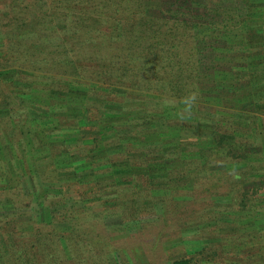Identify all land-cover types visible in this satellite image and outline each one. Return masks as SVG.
Segmentation results:
<instances>
[{"label": "trees", "instance_id": "16d2710c", "mask_svg": "<svg viewBox=\"0 0 264 264\" xmlns=\"http://www.w3.org/2000/svg\"><path fill=\"white\" fill-rule=\"evenodd\" d=\"M236 2L217 25L151 17L143 0H0V72L15 76L16 64L57 73L73 82L48 88L62 100L81 94L78 112L65 118L49 115L52 106L27 107L26 118L13 113L24 122L42 113L48 140L36 144L26 131L31 162L0 159V169L15 170L0 177V264H127L109 222L152 256L162 241L143 234L171 212L170 193L180 189L171 175L184 176L182 189L190 181L188 190L202 184L213 196L198 215L177 212L168 264H264V195H256L264 190V0ZM127 93L132 101L154 96L162 107L187 108L191 93L197 99L189 121L169 130L113 110ZM140 106L133 113L153 112ZM4 127L0 141L9 148ZM154 130L158 144L148 142ZM221 183L227 192H211ZM155 187L172 192L153 194Z\"/></svg>", "mask_w": 264, "mask_h": 264}, {"label": "rangeland", "instance_id": "374dc122", "mask_svg": "<svg viewBox=\"0 0 264 264\" xmlns=\"http://www.w3.org/2000/svg\"><path fill=\"white\" fill-rule=\"evenodd\" d=\"M38 1L41 2V0H38ZM251 1L256 2V0H251ZM143 2L146 8V14H148L151 17L164 15L172 19L190 20L197 24L203 21H215L217 25H223L224 24L223 13L228 14L229 12H235L234 9L235 7H237L236 0H143ZM258 5H259V2H258ZM252 8L254 9V13L256 12L257 16H261L260 11H259L261 9V6H252ZM4 14L5 12H3L2 10L0 12V17H2V15ZM213 16L215 17L214 19L211 18ZM231 24L232 23H228V26ZM89 45L90 44L87 43L85 48H88ZM0 55H2V53H0ZM15 68L19 71V73L15 74V76L17 75L18 77L14 76L15 72H13L12 69H10V71H7L9 73L0 72V126H6L4 127L6 131L5 137H7L6 140H8V142L11 144L9 148L7 147L3 148L4 147L3 145L5 144H3L0 141V146H1L0 147V159L2 158L1 159L2 161L4 159L6 161L13 162V158L17 159V156H18L21 158H26L28 162H31V156H30L31 152L28 149V147L30 146L25 148L24 150L25 152H23L22 150V146L24 143L23 141L25 142L30 141L29 136H26L27 134L26 131L30 130L31 131L30 135L36 141V144L38 142L47 144L48 138L46 137L44 133L45 130L43 131V127L45 126L41 124V120L43 122L44 115L40 113L39 115L40 118H38L39 121L38 120L28 121V122L27 121L24 122L22 120L15 121L14 116L17 113L16 110H18V113L21 110L22 115L20 117L26 118L28 115V112H27L28 109L26 110L27 107L32 108L35 111H39V110L44 111V110H48L49 106H52L55 108H54V111L49 112V115H53L54 117L56 116L59 118L60 115H62V113L64 114L65 113L67 114V112L75 113L74 111L76 110H74L73 108H77L74 105L76 104L75 101L78 100V98L75 97L74 95L76 94L81 95V94L74 92L71 94V96L69 95L66 97L65 100H62L61 98H62V95L64 94L63 92L60 91V93H62L60 94L58 91H52L48 87H51V83H54V82L59 83V84H64L65 82L72 83L73 81L71 78L59 75L57 73L53 74L52 76L47 75L46 73H40V74H35L33 72L31 73L29 70H26L24 68L20 69L22 67L16 64H15ZM0 70L2 71L5 69L1 68ZM21 81H27L28 83L21 82ZM30 82L31 83L34 82V83H32L30 86L29 85ZM42 86H44V88H42ZM22 91H24V94H21ZM79 92H81V90H79ZM26 94H30V95H26ZM131 97L132 96H128V93H127L124 99L125 102H123L122 104H119L120 106L118 105L115 106L113 110H117L116 108L118 107H124V110L126 111L131 109V111L127 112V115L124 116V119H128V117L133 115L130 122L134 125L137 123H140L141 121H143V119L150 117L152 122L155 121L157 128H163V127L168 126L169 130H173L177 128L179 125L186 124V122L189 121L187 119L190 113V111H188V106L187 108L185 106H180V105H176L172 107H169V106L162 107L161 106L162 104L158 101L159 99H157L156 97L155 99H153L154 96H150V95L139 96L141 98H139L136 101H132ZM142 103L143 105L145 103H147V105H152V106L154 105V108L152 110L153 112L133 113L135 112L134 109H140L141 107L140 105H142ZM63 104H65V107L67 110H65V108L59 107V106L62 107ZM191 109L192 108H190L189 110ZM13 113H15V115H13ZM191 113L195 115V113L193 112ZM197 113H198V116L200 115H206L207 117L211 116L208 114H204L205 113L204 110H199V112ZM37 115L38 114L34 116H37ZM163 115H166L167 118L166 120L163 119L162 121V119L159 118V116L161 117ZM61 117H64V116L62 115ZM160 120L162 124L160 123ZM167 122L169 123V125H166ZM160 124L162 125V127L159 126ZM235 124L236 126L238 124L236 128H238L240 125V123L238 122ZM64 126L66 127L68 125L62 124L61 130L65 128ZM153 132L154 133H151L152 136L148 140V142L150 144H154V143L158 144V142H156L157 136H158L157 131L155 132L154 130ZM163 138L165 137L163 136ZM140 144L146 145L145 142L139 143V145ZM43 153L36 152L35 153L36 156L34 158H40L41 156L44 155ZM257 155H255L252 159H255ZM205 158L207 159V156H205ZM205 158L203 157V159ZM176 163L173 164L172 162L174 166H176ZM5 170H6L5 166L0 169V177L2 176L5 178L9 176L8 174L15 173V170H10V169L7 171ZM89 178H91V176L87 177V179ZM170 178L172 182H178V188L180 189H175L172 192V190L169 189L168 187H155L152 190L153 194L170 193V190L173 193V194L170 193L173 200L169 202L170 207H171L170 208L171 212L167 216L168 218L166 216L164 217L162 216V220L157 221V217H156L155 224L148 227V229L143 234V237H149V238H154L155 236L156 237L159 236L160 240L162 241L161 246L155 247L154 252L152 253V256H150V254L148 256V254L145 252V250L140 244L138 243L132 244L134 242L131 240V237H129V235H126L124 237H119L117 234H114V233H118L117 232L118 230L122 231L123 230L122 226L114 222L108 223L109 229L112 233L111 238H113V240L117 238H121V240H119V245L123 250L122 253L126 257L125 260L127 264H152V262L150 261V258L151 259L153 258L155 260V264H168L165 258L172 256V252H170V250L172 249H170L169 246H170V243L174 241V239H176V236L174 235V231L177 226V212L184 211L185 215H188V214H191L190 211H193V214L198 215L199 211L201 210L199 207L204 206V205H210L213 195L212 196L209 195L208 197L207 195L208 192L205 190L202 184H198L190 191L188 190L191 187L190 181L186 185H184L186 189H182L183 188L182 181L185 179L183 175L181 176L171 175ZM7 179H9V177H7ZM177 179H181V180L178 181ZM174 187L177 188L176 186ZM229 188H230V185L221 183L220 185L218 184L217 186L213 187L211 192L224 193V192H227ZM233 194L236 195L235 190H233ZM256 195L263 196L264 190L260 193H257ZM85 198L91 199L92 196L86 194ZM158 206L159 205H157V207ZM126 230L127 229L124 228V230L120 232L122 234L128 233ZM130 231L132 230H129V232ZM187 236H190V234H187ZM124 247H127L128 249ZM173 254L175 255V253ZM210 264H215V263L210 262Z\"/></svg>", "mask_w": 264, "mask_h": 264}, {"label": "clouds", "instance_id": "9594fccd", "mask_svg": "<svg viewBox=\"0 0 264 264\" xmlns=\"http://www.w3.org/2000/svg\"><path fill=\"white\" fill-rule=\"evenodd\" d=\"M196 99H197V96L195 93H191L188 97L185 98V103L188 105V109L192 107Z\"/></svg>", "mask_w": 264, "mask_h": 264}, {"label": "crops", "instance_id": "0c3cea01", "mask_svg": "<svg viewBox=\"0 0 264 264\" xmlns=\"http://www.w3.org/2000/svg\"><path fill=\"white\" fill-rule=\"evenodd\" d=\"M132 116H133V115H131L130 117H128V119L131 120V119H132ZM140 123H141V122H140Z\"/></svg>", "mask_w": 264, "mask_h": 264}]
</instances>
